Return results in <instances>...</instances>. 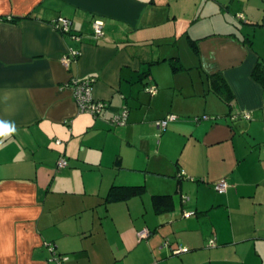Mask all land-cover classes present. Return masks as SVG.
<instances>
[{
	"label": "crops",
	"instance_id": "1",
	"mask_svg": "<svg viewBox=\"0 0 264 264\" xmlns=\"http://www.w3.org/2000/svg\"><path fill=\"white\" fill-rule=\"evenodd\" d=\"M159 5L0 0V264H58L53 254L68 256L62 264H264V83L252 78L264 58L226 25L187 37L196 51L188 46L195 59L184 66L171 45L152 48L177 36L176 15ZM58 17L79 42L53 30ZM95 19L104 23L98 40ZM70 50L80 55L65 67ZM172 57L198 70L191 89ZM214 73L231 90L228 103L210 91ZM72 79H94V98L108 105L97 119L78 111ZM123 109L126 125L112 126ZM168 114L177 119L160 131ZM220 179L229 185L223 195L213 188ZM113 186L145 192L106 203ZM156 195L170 196L161 213ZM179 248L188 251L173 254Z\"/></svg>",
	"mask_w": 264,
	"mask_h": 264
},
{
	"label": "rangeland",
	"instance_id": "2",
	"mask_svg": "<svg viewBox=\"0 0 264 264\" xmlns=\"http://www.w3.org/2000/svg\"><path fill=\"white\" fill-rule=\"evenodd\" d=\"M161 10L169 14L172 19L176 15L175 30L177 36H164L161 41L156 40L152 48L158 51L174 50L180 56L184 66H188V61L195 59L188 44V38L196 39L211 33V31H222L223 29L233 28L241 39H246L248 44L261 58H264V25L252 26L245 24L246 19L257 21L263 24L264 20V0H156ZM244 18L240 21L238 17ZM255 23V22H253ZM174 26L170 31L174 30ZM170 28V26H168ZM169 33L165 30L163 35ZM162 44L159 46L157 43ZM163 47L162 48V46ZM169 44V45H168ZM158 45V46H157ZM153 49V50H154ZM169 64V63H168ZM190 65V64H189ZM183 67V66H182ZM167 68V67H166ZM198 70L184 68L174 73L180 85L190 88L191 81L194 78H200L195 73ZM203 78L201 77V80ZM196 81V80H195ZM194 81V82H195ZM199 82V81H198ZM184 87V86H183ZM191 89V88H190ZM158 92V91H157ZM68 259V256H63Z\"/></svg>",
	"mask_w": 264,
	"mask_h": 264
},
{
	"label": "built area",
	"instance_id": "3",
	"mask_svg": "<svg viewBox=\"0 0 264 264\" xmlns=\"http://www.w3.org/2000/svg\"><path fill=\"white\" fill-rule=\"evenodd\" d=\"M51 26L54 31L62 34V35H71V38L77 42L80 41V36L78 35H72L71 34V21L64 18V17H58L54 21L51 22ZM91 37L95 40L101 39L104 37V23L99 20L95 19L91 23ZM80 53L76 50H70V52L64 56L61 57L60 62L63 66L69 67V65L74 62L78 57ZM70 84V88L72 90V95L74 102L78 108V111L80 113H85L90 116H92L94 119H97L108 107L107 102L96 100L93 96V84L94 79H72ZM147 93H149L151 96L155 95L157 93V88L155 85L150 86L146 88ZM127 110L123 109L116 115H114L111 118V125L115 127H122L126 125L127 122ZM243 118L250 119L248 114H244ZM177 117L172 114H168L163 120L159 121L157 123L158 129L160 131H164L168 125L169 122L176 120ZM207 116H203L201 118H195L194 120L196 122H199L200 120H207ZM55 143L58 145L60 144V141H55ZM68 166L67 160L64 157H60V159L57 162V169L62 170L65 169ZM214 191L219 194L223 195L227 192L229 185L226 179H220L217 181L214 186ZM186 199V198H185ZM147 235L145 231L140 232L138 234L139 238H143ZM164 247L168 246V241L164 242ZM215 241L210 240L209 241V247H214ZM188 251L187 248H179L178 250L174 251L173 254L178 255L181 253H186ZM50 252L53 253V248L50 249ZM56 255L53 254L51 260L57 262L58 264H62L66 261V259L61 256V259L55 258Z\"/></svg>",
	"mask_w": 264,
	"mask_h": 264
},
{
	"label": "trees",
	"instance_id": "4",
	"mask_svg": "<svg viewBox=\"0 0 264 264\" xmlns=\"http://www.w3.org/2000/svg\"><path fill=\"white\" fill-rule=\"evenodd\" d=\"M253 24L252 26H263ZM246 43V42H245ZM196 41L190 40V45L194 49V52L196 51ZM248 44H250L248 42ZM172 70L178 71L183 69L182 64H180L179 59L177 57H172L167 60ZM252 78L256 81H259L261 83H264V59H261L260 62H257L253 71H252ZM207 80L209 81L210 91L214 93L219 98H222L227 103L232 99V93L227 85L225 79L220 73H214L207 77ZM119 160L116 161V164H119ZM145 192V187L143 186H124V187H118L113 186L109 190V193L106 197V203H118V202H124L132 197H139ZM170 196L166 195H156L152 197L153 207L158 211L159 213L165 211L166 209L163 208L167 206V202L169 201ZM57 259H61V256H55Z\"/></svg>",
	"mask_w": 264,
	"mask_h": 264
},
{
	"label": "clouds",
	"instance_id": "5",
	"mask_svg": "<svg viewBox=\"0 0 264 264\" xmlns=\"http://www.w3.org/2000/svg\"><path fill=\"white\" fill-rule=\"evenodd\" d=\"M3 130L5 131V132H7V131H9V129H8V127L7 126H4L3 127ZM15 129H14V127L12 128V131H14Z\"/></svg>",
	"mask_w": 264,
	"mask_h": 264
}]
</instances>
